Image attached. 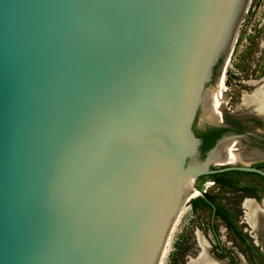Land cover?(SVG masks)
<instances>
[{"label": "water", "instance_id": "1", "mask_svg": "<svg viewBox=\"0 0 264 264\" xmlns=\"http://www.w3.org/2000/svg\"><path fill=\"white\" fill-rule=\"evenodd\" d=\"M250 1L0 0V264H160L199 176H264L194 133Z\"/></svg>", "mask_w": 264, "mask_h": 264}, {"label": "rangeland", "instance_id": "2", "mask_svg": "<svg viewBox=\"0 0 264 264\" xmlns=\"http://www.w3.org/2000/svg\"><path fill=\"white\" fill-rule=\"evenodd\" d=\"M263 44L264 0H251L226 69V90H222L223 96L226 92L224 99L225 109L234 111L240 104L241 97L247 91L244 84L245 73L250 69L247 63L253 66V63L260 55L264 57ZM256 87L254 86L253 90ZM215 88L216 85L212 84L210 91L218 89L219 85L217 84V88ZM252 91L247 92L249 94ZM220 108L221 106L217 107L216 111L218 112ZM246 114L250 117L249 121L256 122L252 117L253 115H249L247 112ZM255 124L259 129H262L263 125L261 123L256 122ZM204 191L205 189H203ZM207 191L211 196H216L217 202L224 205L227 211L233 213L234 222L241 235H243V240L233 231H226L225 225L219 222L217 218H213L208 208L193 209L191 207V202L201 196L199 194L197 197L191 198L184 206L172 233L162 264H194L193 261L197 260L201 255L197 233H200L209 244L210 249L207 252V256L215 261V264H229L228 261L231 259L237 261L238 264L237 255L240 256V259L243 258L242 260L245 261V264H264V252L260 251V246H256L258 244L256 243L258 241L255 236L256 232L248 228V225L244 222L245 210L243 209V204L241 208L240 203L232 200L235 197V193L220 192L216 188H210ZM211 224L215 226L217 231L218 249L211 232ZM252 236L254 238H251ZM257 236V239L264 240V236L261 234ZM248 248L251 250L248 251Z\"/></svg>", "mask_w": 264, "mask_h": 264}, {"label": "flooded vegetation", "instance_id": "3", "mask_svg": "<svg viewBox=\"0 0 264 264\" xmlns=\"http://www.w3.org/2000/svg\"><path fill=\"white\" fill-rule=\"evenodd\" d=\"M263 58L264 57L260 55V57H258L253 63V66H251L250 63H247L250 66L247 73L244 72V84L247 91H252L256 84H260L264 81ZM247 91L245 92L246 94H248ZM225 97L226 92L222 99L221 108L218 112L216 111L218 116L211 115L209 112V117H212L207 121L202 114L201 117L197 118L194 124V133L200 141V159L208 163L210 170H220L227 167L250 166L264 172V119L255 115L252 116L256 122L263 125L262 129H259L255 124L256 122L249 121L250 117L247 116L246 112H242L240 115L239 113H236V109L234 111L225 109ZM229 149L234 150L232 162H227L226 160L229 158ZM252 152L257 153L259 156L257 158L247 156L248 153ZM195 187L201 194L200 198L206 204L202 205V202H198V208H208L211 211V216L217 218L219 222L225 225L226 231L232 230L229 229L223 217L216 212V210L221 208L225 211L227 210L224 208V205L217 202L216 196H211L208 193V189L216 188V190L220 192L235 193V197H233L232 200L240 203L241 208L243 202L247 199L252 200L256 205H261L264 200V176L252 172L229 170L202 175L195 181ZM203 189H205L204 192ZM212 205L214 208H212ZM191 207L194 209L193 204H191ZM226 213L229 216L230 221L236 226L233 219V213L231 211H227ZM261 223L264 224V217L260 219V225H262ZM210 228L218 249L219 241L216 228L213 224L210 225ZM237 230L239 231L238 227ZM259 234L264 236L263 231H256L255 236L256 240H258L256 243L258 244H254L258 247L260 246V251L264 252V240L257 239V235ZM251 238H254V236ZM250 250L251 249L248 248V251ZM237 260L239 262L238 264H241L238 255ZM228 262L229 264H237V261L234 259H231Z\"/></svg>", "mask_w": 264, "mask_h": 264}, {"label": "bare ground", "instance_id": "4", "mask_svg": "<svg viewBox=\"0 0 264 264\" xmlns=\"http://www.w3.org/2000/svg\"><path fill=\"white\" fill-rule=\"evenodd\" d=\"M262 47L264 48V44L262 45ZM229 62H230V58H229L227 67L229 65ZM227 67H226V69H227ZM225 74H226V71H225ZM225 74L222 77V79L219 82H217V84L219 85V88L210 92L211 110H212L211 115L213 114V115L218 116L216 113V109H217V107L222 106V99L224 97L222 94V90H226ZM255 87L256 88L251 93H249V94L244 93L243 94V96L241 97L240 104L236 107V113L237 114L239 113L241 115L242 112H247V113L256 115L259 118L264 119V81L260 84H256ZM204 104H205L204 107H206V103H204ZM203 116H204V119L207 121H209V118L211 119V117H212V116L209 117L208 111H205L203 113ZM231 147H233V146H231ZM233 151L234 150H230V149L228 150L229 158L226 159L227 162L233 161V159H232L233 158L232 155L234 153ZM243 156H245V155H243ZM247 156L257 158L259 155L257 153L252 152V153H248ZM199 194L200 193L198 191H196V194H194L191 198H195ZM184 206L182 207L181 212H180L179 216L177 217L176 222H175V224L172 228V231L169 235V238L166 242V246H165L164 253H163L162 260H161L160 264L163 263V259L166 255L167 248L169 246V243H170V240L172 237V233L176 227V224L178 222V219L182 213ZM243 209L245 210V217H244L245 224H247L248 227L255 232L256 231H261V232L263 231V233H264V224L261 223L262 225H260V219L264 217V200L262 201L261 205H256L252 200L247 199L243 202ZM197 241H198L199 247L201 248V255L199 256V258H197V260L193 261V263L194 264H215V261L211 260L207 256V252L209 251L210 246L200 233H197ZM240 261H241V264H245L242 259H240Z\"/></svg>", "mask_w": 264, "mask_h": 264}, {"label": "trees", "instance_id": "5", "mask_svg": "<svg viewBox=\"0 0 264 264\" xmlns=\"http://www.w3.org/2000/svg\"><path fill=\"white\" fill-rule=\"evenodd\" d=\"M198 202H202V205H206L202 199L200 197L196 198L195 200H193L191 202V204H193L194 209H197L199 207V203ZM216 212H218L224 219V221L226 222V224L228 225L229 229L232 230L241 240H243V237L240 233V231L237 230V227L230 221L229 216L227 215V211H225L224 209H217ZM232 264H236V263H232Z\"/></svg>", "mask_w": 264, "mask_h": 264}]
</instances>
